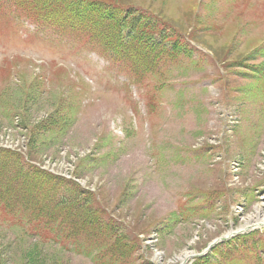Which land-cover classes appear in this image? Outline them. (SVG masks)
I'll return each instance as SVG.
<instances>
[{
    "label": "rangeland",
    "instance_id": "374dc122",
    "mask_svg": "<svg viewBox=\"0 0 264 264\" xmlns=\"http://www.w3.org/2000/svg\"><path fill=\"white\" fill-rule=\"evenodd\" d=\"M100 1L150 14L193 53L139 73L37 24L33 0H0V147L79 179L138 248L66 252L0 206V264H181L264 221V0ZM222 249L217 264H264Z\"/></svg>",
    "mask_w": 264,
    "mask_h": 264
},
{
    "label": "trees",
    "instance_id": "16d2710c",
    "mask_svg": "<svg viewBox=\"0 0 264 264\" xmlns=\"http://www.w3.org/2000/svg\"><path fill=\"white\" fill-rule=\"evenodd\" d=\"M86 15L83 10L72 8L71 18L67 17L65 20L72 26L85 27L88 20L82 18ZM148 31L151 30L137 32L132 37L133 42H139L135 51L139 60H145L151 56ZM120 35L121 32L117 31L109 38L115 40ZM1 155L5 158L0 159V199L1 202H7L6 210L9 214L26 213L31 218L46 219L58 233L61 231L67 238L82 237L83 229L89 230L87 233L92 238H100L104 232L114 230V222L106 221V212L102 206L100 204L93 205L95 199L90 192L82 191L77 185H70V182L67 183L62 178L54 177L36 168L26 170L20 162H16L17 157L14 155ZM11 205L15 211L9 210ZM57 220L62 221L66 231L59 226ZM250 240L253 245L248 244L245 248L252 254L264 250L262 241L257 240L255 234L250 236ZM96 241L94 245H97L98 252L103 251L107 254L108 251H111V254H116L120 251L108 246L107 243ZM100 241L102 240L100 239ZM119 248H121L120 243ZM90 249L92 248L86 247V252ZM121 249L128 250L126 246ZM86 252L84 251L85 254H88ZM103 264H110V262Z\"/></svg>",
    "mask_w": 264,
    "mask_h": 264
},
{
    "label": "bare ground",
    "instance_id": "6f19581e",
    "mask_svg": "<svg viewBox=\"0 0 264 264\" xmlns=\"http://www.w3.org/2000/svg\"><path fill=\"white\" fill-rule=\"evenodd\" d=\"M261 222H264V221H260L259 223H261Z\"/></svg>",
    "mask_w": 264,
    "mask_h": 264
},
{
    "label": "water",
    "instance_id": "95a60500",
    "mask_svg": "<svg viewBox=\"0 0 264 264\" xmlns=\"http://www.w3.org/2000/svg\"><path fill=\"white\" fill-rule=\"evenodd\" d=\"M219 241L222 240V239H218Z\"/></svg>",
    "mask_w": 264,
    "mask_h": 264
}]
</instances>
